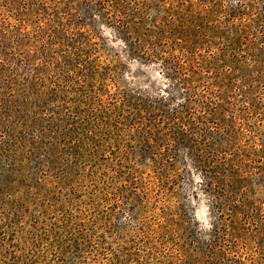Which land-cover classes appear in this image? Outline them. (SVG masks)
<instances>
[{
    "label": "rangeland",
    "instance_id": "374dc122",
    "mask_svg": "<svg viewBox=\"0 0 264 264\" xmlns=\"http://www.w3.org/2000/svg\"><path fill=\"white\" fill-rule=\"evenodd\" d=\"M0 264H264V0H0Z\"/></svg>",
    "mask_w": 264,
    "mask_h": 264
}]
</instances>
